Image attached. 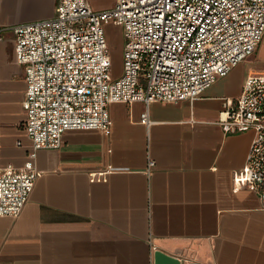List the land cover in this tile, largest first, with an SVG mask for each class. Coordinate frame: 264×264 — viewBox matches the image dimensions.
<instances>
[{"label": "crops", "instance_id": "0c3cea01", "mask_svg": "<svg viewBox=\"0 0 264 264\" xmlns=\"http://www.w3.org/2000/svg\"><path fill=\"white\" fill-rule=\"evenodd\" d=\"M87 1L96 11L116 2ZM56 2L0 0V25L50 18ZM250 74H264V35L193 101L114 102L107 129L67 130L60 147L38 149L27 202L18 215L0 216V264H153L157 249L183 264H264L260 193L233 182L253 131L218 123ZM25 91L15 36L5 29L0 168L21 166L32 150ZM145 110L149 125L140 121Z\"/></svg>", "mask_w": 264, "mask_h": 264}, {"label": "built area", "instance_id": "2783aa9c", "mask_svg": "<svg viewBox=\"0 0 264 264\" xmlns=\"http://www.w3.org/2000/svg\"><path fill=\"white\" fill-rule=\"evenodd\" d=\"M109 21L125 39L118 75L105 34ZM5 29L14 33L24 68L22 106L32 141L21 166L0 168V216H16L38 176V149L60 147L67 130L107 129L114 102L198 98L255 51L264 35V0H116L102 11L87 0H57L50 18L0 25V41ZM140 121L151 123L148 110ZM218 123L229 132L253 131L233 182L257 189L264 207V74L245 77Z\"/></svg>", "mask_w": 264, "mask_h": 264}, {"label": "rangeland", "instance_id": "374dc122", "mask_svg": "<svg viewBox=\"0 0 264 264\" xmlns=\"http://www.w3.org/2000/svg\"><path fill=\"white\" fill-rule=\"evenodd\" d=\"M104 28L112 57V72L118 75L122 69V50L125 42L123 29L113 21L106 22Z\"/></svg>", "mask_w": 264, "mask_h": 264}, {"label": "water", "instance_id": "95a60500", "mask_svg": "<svg viewBox=\"0 0 264 264\" xmlns=\"http://www.w3.org/2000/svg\"><path fill=\"white\" fill-rule=\"evenodd\" d=\"M153 264H183L182 261L160 249L154 251Z\"/></svg>", "mask_w": 264, "mask_h": 264}]
</instances>
